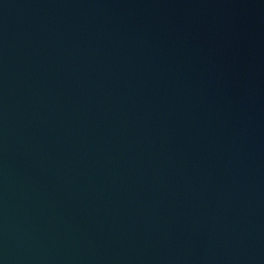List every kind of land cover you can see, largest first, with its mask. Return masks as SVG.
I'll return each mask as SVG.
<instances>
[{
    "label": "water",
    "instance_id": "95a60500",
    "mask_svg": "<svg viewBox=\"0 0 264 264\" xmlns=\"http://www.w3.org/2000/svg\"><path fill=\"white\" fill-rule=\"evenodd\" d=\"M0 264H264V0H0Z\"/></svg>",
    "mask_w": 264,
    "mask_h": 264
}]
</instances>
